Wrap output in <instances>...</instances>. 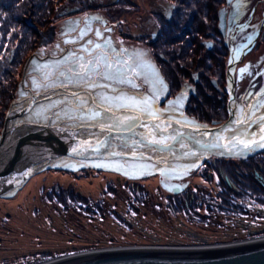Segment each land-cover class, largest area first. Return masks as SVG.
<instances>
[{
  "label": "rangeland",
  "instance_id": "1",
  "mask_svg": "<svg viewBox=\"0 0 264 264\" xmlns=\"http://www.w3.org/2000/svg\"><path fill=\"white\" fill-rule=\"evenodd\" d=\"M156 1L0 0V136L10 110L23 106L30 99L26 87L32 86L35 93H46L45 96L63 89L59 87V80L55 87L43 86L51 81L42 77L45 69L58 73L69 66L65 62L58 65L59 69L52 67V63H60L55 58L60 53L64 57L68 55V52L65 54L68 43L64 34L66 13L76 10L86 14L89 10H99L109 20V27H116L113 36L108 33L107 38L113 40L116 36L127 43L135 25L139 26L148 15L151 16V5ZM144 5L150 7L146 12ZM115 9L121 12L116 14L120 21L115 18ZM96 24L103 29L101 23ZM53 27L55 36L50 41ZM185 38L182 40L184 49H189L191 39ZM81 39L94 42L99 38L90 34ZM70 49L73 50L69 53L76 58L79 48L78 51ZM35 54L41 58L50 56L42 60ZM191 56L185 54L182 57L186 70L194 68L191 60L198 57ZM32 58L42 67L38 69ZM216 63V60L204 63V76L220 75ZM206 64L213 66L207 68ZM119 87L121 91L115 99L117 88L114 85L107 91L103 88L97 91L98 95L109 98L114 110L121 108V104L137 107L148 115L172 116L186 126L211 125L213 118L204 117L208 111L223 122L228 118L226 103L207 104L202 97L203 103L198 107H193V102L187 105L191 109L187 114L170 107L154 110L152 104L145 110L141 106V91L128 89L125 82ZM23 88L26 92L21 97ZM147 99L153 103L149 94ZM58 100L59 97L53 103L47 102L34 109L36 115L41 111L37 116L39 122L50 121L52 125L65 127H106L120 120L122 124L116 128L121 129L132 121L127 113L105 115L99 110V123L89 119L81 125L80 120L68 119L67 108L57 106ZM246 103L238 104L239 115ZM261 105V102L253 103L248 110L249 117ZM219 107L224 109L223 113L219 112ZM78 115L83 119L90 114L81 112ZM21 119H16L17 123ZM249 159L264 163V151ZM237 163L232 159L211 157L200 162L174 161L169 164L129 159L84 161L67 156L57 163L50 161L32 175L14 197H0V264H29L105 247L203 246L263 236L264 191L249 168L243 165L248 171L241 193L230 188L220 173V170L230 171L233 179L236 178L235 170L229 168L240 167ZM172 176H182V181L188 182L187 190L181 194L167 190L164 183H170Z\"/></svg>",
  "mask_w": 264,
  "mask_h": 264
},
{
  "label": "flooded vegetation",
  "instance_id": "2",
  "mask_svg": "<svg viewBox=\"0 0 264 264\" xmlns=\"http://www.w3.org/2000/svg\"><path fill=\"white\" fill-rule=\"evenodd\" d=\"M149 9L150 7L144 5L145 12ZM150 10L152 11L151 16L148 15L145 20L142 19L139 26L135 25V29L131 30L132 33L128 36L127 43H123L124 41L116 36L113 37V40L107 38L108 33L114 34L116 27L113 25L109 27V20L99 10H89L86 14L70 10L66 13V25H64L65 41L68 43L65 54L68 52V55L64 57V54L60 53L55 57L60 63H52L53 69H59L58 65L61 63H71L69 58L74 56L69 53V50H73L70 48L77 51L79 48L80 51L76 57L84 61L88 59L87 57L91 58L94 53L98 52L97 45H99L108 53L111 60L120 58L132 69L130 72L128 67L123 69L127 75L117 81L114 88H120L119 85L125 82L128 89L141 91L143 93L141 99L147 100L149 105L152 104L154 110L170 107L178 113L187 114L191 110L187 108V105L193 102V107H198L200 103H203L200 101L201 97L207 104L222 105L226 103L228 118L232 100L236 104L247 102L240 115L238 111L236 112L240 118L244 114L249 118L248 110L255 102L262 103L257 111L263 108L264 0H158L156 3L152 2ZM113 13L115 18L117 17L116 20H119L120 16L117 15L121 12L115 9ZM97 22L101 23L102 30L96 24ZM97 32L100 33L99 36L96 34ZM90 34H94L99 39L94 42L90 39H81V37ZM186 36L191 39V42L188 43L189 49H184L182 41L186 39ZM174 43L177 44L172 46ZM185 54L198 56L191 60L194 65L192 70H186V65L182 62V57ZM35 55L41 58L38 54ZM49 56L47 54L41 59L44 60ZM208 60L211 63L214 60L217 61L215 68L218 70L219 76L214 74L204 76L203 65ZM31 61L32 63L35 61L38 69L42 67L35 58H32ZM231 64L234 68L235 78L233 95L228 80V70ZM212 66V64L209 66L206 64L207 68H212ZM247 77H249L248 81ZM25 89L30 93V99L24 105L32 100L33 94H39L40 100L45 99L36 103L29 114L21 120H31V115H35L37 119V116L41 115V111H37V115L35 114L34 109H38L37 106L47 102L53 103L57 97L59 100L56 103L57 106H60L66 96L63 94L65 92L63 89L55 91V94L51 96H45L46 93H35L32 86ZM25 89L23 88L21 91V97L24 96ZM147 94L150 95L153 103L147 99ZM195 109L197 110V108ZM99 110L105 112L102 108ZM223 111L224 109L219 112L223 113ZM126 113L131 120L137 122L141 118L150 117L176 120L168 115L163 116L156 113L148 115L137 107H121L117 110L111 108L108 112L115 116ZM204 117H211L212 121H223L221 118L212 116L209 111ZM211 158L232 159V162H238L240 167L229 168L235 170L236 178L234 179L230 171L220 170L227 185L238 193H241L246 186L248 170L255 178L259 188L264 191V163L261 160L252 161L249 159L250 157L212 156ZM243 165L249 169L247 170ZM182 178V176H172V181L168 184L164 183V186L172 193H174L173 189L180 185L185 186L183 190L185 191L188 182L182 181ZM183 191L177 194H181Z\"/></svg>",
  "mask_w": 264,
  "mask_h": 264
},
{
  "label": "water",
  "instance_id": "3",
  "mask_svg": "<svg viewBox=\"0 0 264 264\" xmlns=\"http://www.w3.org/2000/svg\"><path fill=\"white\" fill-rule=\"evenodd\" d=\"M234 92V68L228 70ZM67 95V91L63 93ZM33 94L24 106L10 110L0 136V197H14L25 182L50 161L129 159L169 164L200 162L212 156L247 158L264 151V106L247 118L234 113L226 121L186 126L169 118H141L131 131L104 126L65 127L24 118L41 100ZM233 99V98H232ZM100 108L106 109L101 106ZM163 140L164 144H153ZM185 186L174 188L180 193ZM29 264H264V235L203 246L141 245L91 249Z\"/></svg>",
  "mask_w": 264,
  "mask_h": 264
},
{
  "label": "snow or ice",
  "instance_id": "4",
  "mask_svg": "<svg viewBox=\"0 0 264 264\" xmlns=\"http://www.w3.org/2000/svg\"><path fill=\"white\" fill-rule=\"evenodd\" d=\"M96 34L98 36L100 35L99 32ZM97 48L99 51L94 53L91 58L85 59L84 61H81L79 57L74 59L70 57L71 63L64 71L52 73L48 72L46 69L43 70L42 78L45 81H51V83H46L43 86L55 87L56 81L59 80V87L65 89L68 93L61 102L62 107L67 108L65 115L68 119L80 120L81 125L84 124L85 120L89 119L99 123L97 118L101 117V112L99 111L101 106L107 105L104 113L105 115L110 112L111 104L109 103V98L107 96L98 95V89L103 88L107 91L110 85H114L127 75V73L123 71L125 67L129 68V72L132 70L131 67L128 66L126 62L120 60V58L111 60L108 57V53L104 52L99 45H97ZM33 63H35V61H33ZM120 91V89H116L113 99L119 95ZM85 105H88V107H85ZM141 106L147 110L148 101L142 99ZM121 107H124V105L121 104ZM81 112H87L90 115L81 119L78 115ZM136 123V120L129 121L125 127L131 131ZM121 124L122 122L120 120H115L107 124L106 127L107 130L111 131L112 128L120 127ZM152 143L160 145L164 144V141L153 140Z\"/></svg>",
  "mask_w": 264,
  "mask_h": 264
},
{
  "label": "bare ground",
  "instance_id": "5",
  "mask_svg": "<svg viewBox=\"0 0 264 264\" xmlns=\"http://www.w3.org/2000/svg\"><path fill=\"white\" fill-rule=\"evenodd\" d=\"M234 111H235L234 113H236L238 111V104L234 105ZM36 120L37 119H36L35 115H31V120L30 121L39 122L38 120L37 121ZM249 239H251V238H249ZM245 240H248V239H245ZM240 241H243V240H240Z\"/></svg>",
  "mask_w": 264,
  "mask_h": 264
},
{
  "label": "trees",
  "instance_id": "6",
  "mask_svg": "<svg viewBox=\"0 0 264 264\" xmlns=\"http://www.w3.org/2000/svg\"><path fill=\"white\" fill-rule=\"evenodd\" d=\"M52 31H51V34H50V36H49V40L51 41L53 38H54V36H55V28L53 27L52 29H51ZM49 42V41H48ZM199 119H201V118H199ZM247 180V179H246ZM255 182V181H254ZM255 184H256V182H255Z\"/></svg>",
  "mask_w": 264,
  "mask_h": 264
}]
</instances>
